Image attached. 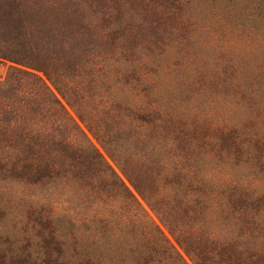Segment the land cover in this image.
<instances>
[{"label": "rangeland", "instance_id": "374dc122", "mask_svg": "<svg viewBox=\"0 0 264 264\" xmlns=\"http://www.w3.org/2000/svg\"><path fill=\"white\" fill-rule=\"evenodd\" d=\"M200 2L214 12L218 4ZM178 6L0 0V55L19 61L0 59V77L18 67L45 79L186 264H264V65L236 69L223 37L220 48L202 51L215 34H199L202 24L183 21ZM209 27L224 28L216 19ZM69 99L113 135L110 145L86 129ZM141 116L155 124L146 130ZM1 140L0 264H59L61 249L72 264L106 260L88 243L87 226L73 225L92 210L126 215L91 180L82 156L95 150L27 152ZM75 177L95 188L76 191ZM51 213L56 230L42 226Z\"/></svg>", "mask_w": 264, "mask_h": 264}, {"label": "trees", "instance_id": "16d2710c", "mask_svg": "<svg viewBox=\"0 0 264 264\" xmlns=\"http://www.w3.org/2000/svg\"><path fill=\"white\" fill-rule=\"evenodd\" d=\"M183 1L175 0L179 4L176 7L179 10V17L183 21L201 23L200 28L196 30L201 35H206L204 33L208 31L215 34L212 45L206 43L201 47L202 51L209 52L213 47H219V38L223 37L227 40V45H224L225 47L221 50L235 56L236 69L248 65L256 66L255 68L263 67L264 0H235L234 2L218 0L215 12L210 10L208 3H201L200 0H189L187 6L182 8ZM213 19L219 20L220 26L224 27L222 32L216 33L209 27ZM0 59L19 62L17 57L5 55H0ZM44 74L60 92L57 81H53V78L46 72ZM159 85L161 83H158ZM67 102L86 129L97 140L111 144L110 137L113 135L92 119L91 113L85 111L83 105L71 99ZM110 106L114 107V104ZM137 121L145 123L146 130L155 124V122H148L142 116L136 118ZM146 135L148 137V134ZM0 138L2 139L1 144L13 143L15 146L26 149L27 152L48 146L56 152L59 150L62 154L65 151H71L82 156L88 149L87 145L95 150L97 154L93 157L82 156L88 163L87 166L93 168L94 173L91 175V180L99 181V189L102 193L110 194L115 198L114 201L124 204L125 210L123 211H126L124 217L121 214L116 217L108 213L103 214L99 210H92L84 218L73 221L74 226H87L86 238L88 237L87 240L91 241L88 243L97 244L96 247L106 254L107 259L101 264H114L111 261L114 258L122 264H186L175 246L150 218L134 194L95 148L77 120L67 111L39 74L12 67L5 77H0ZM174 145V140L169 141L163 152ZM80 180L82 179L75 177L73 186L76 187V191H79L77 187L82 188L83 186L79 185ZM91 187L95 188L93 184L83 186L84 189L90 190ZM138 190L149 202L145 193L141 189ZM132 202H134L136 212L131 208L134 206ZM53 219L52 213L46 216V221L42 224L43 228H53L56 225ZM35 222L33 221V224ZM120 225L124 228L118 231L117 227ZM177 241L182 246L181 241L178 239ZM109 256L111 258H108ZM58 259L59 264H72L63 249ZM77 264L82 263L77 262Z\"/></svg>", "mask_w": 264, "mask_h": 264}]
</instances>
